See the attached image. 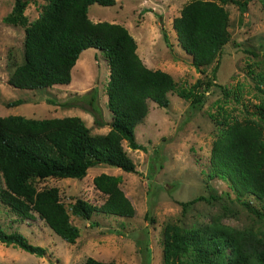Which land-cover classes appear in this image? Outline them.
<instances>
[{
	"label": "rangeland",
	"instance_id": "1",
	"mask_svg": "<svg viewBox=\"0 0 264 264\" xmlns=\"http://www.w3.org/2000/svg\"><path fill=\"white\" fill-rule=\"evenodd\" d=\"M111 6L93 3L87 14L92 22L107 21L126 27L135 39L141 61L150 69L168 72L180 87L197 79L202 84L219 62L213 83L224 85L228 94L212 85L204 91L201 107L168 93L169 104L159 107L148 101V113L135 129V140L145 149L133 150L123 141L136 172L98 163L87 169L82 179L47 178L34 181L37 189L55 186L70 222L79 229L74 243L57 236L45 221L21 218L0 201V231L19 232L34 245L45 248L43 257L0 242V264H84L87 257L120 264H163V232L166 222L184 228L218 222L238 230L264 236V219L254 216L242 202L262 209L264 200L243 192L227 173L208 178L211 146L218 136L223 115L242 119L246 108L255 112L256 72L264 74V8L261 0H250L246 11L225 5L229 14L228 42L207 65L195 67L192 58L178 44L173 19L190 0H115ZM14 0H0V116L28 118L79 116L93 135H103L110 127L106 84L109 68L101 51L81 52L71 70L70 84L36 89L11 86L8 78L23 61L25 26L11 25L3 18ZM43 0H30L24 14L27 23L42 11ZM167 36V42L163 38ZM239 91V92H238ZM237 92L238 100L234 96ZM20 104L8 106L12 101ZM77 103L71 104L73 101ZM69 102V105L66 103ZM256 118L255 114L252 115ZM106 173L120 177L119 187L131 201L135 213L120 217L94 211L88 218L73 210L76 198L99 205L105 195L93 185V177ZM3 181L0 175V189ZM198 195L218 199L199 201L186 211L179 204Z\"/></svg>",
	"mask_w": 264,
	"mask_h": 264
},
{
	"label": "trees",
	"instance_id": "2",
	"mask_svg": "<svg viewBox=\"0 0 264 264\" xmlns=\"http://www.w3.org/2000/svg\"><path fill=\"white\" fill-rule=\"evenodd\" d=\"M39 16L27 23L24 11L30 0H14L3 18L11 25L25 26L23 61L15 66L8 83L16 88L36 89L68 85L71 70L81 52L94 48L103 54L109 78L106 84L107 107L112 121L103 135H93L79 116L28 118L0 116V175L3 186L0 201L21 218L37 213L61 239L74 243L79 229L60 200L55 186L37 189L34 181L47 178L82 179L89 167L98 163L136 172L122 142L133 150L145 149L135 140L134 129L148 113V101L159 107L169 104L168 93L188 101L190 108L201 107L204 91L212 85L228 94L224 85L213 83L219 62L204 82L180 87L161 69L148 68L139 58L137 43L125 26L92 22L88 6H111L115 0H43ZM250 0H190L172 21L178 44L192 58L195 67L211 63L230 37L229 14L225 5L246 11ZM264 8V0H261ZM167 42V36L163 33ZM255 112L246 108L242 119L221 116L218 136L212 143L208 178L227 173L240 189L264 200V74L256 72ZM239 92V91H238ZM238 100L237 92H234ZM77 103L73 101L71 104ZM20 104L18 100L7 105ZM70 103L67 102L66 105ZM255 114L256 118L252 115ZM120 177L101 173L93 177L94 187L105 195L99 205L76 198L73 210L84 218L94 211L131 217L135 209L119 187ZM198 195L179 204L182 210L199 201L218 199ZM244 207L264 219V206ZM0 242L43 257L45 248L29 243L19 232L0 231ZM84 264H120L87 257ZM144 264H147L144 262ZM163 264H264V236L250 230L226 227L218 222L184 228L168 221L163 232Z\"/></svg>",
	"mask_w": 264,
	"mask_h": 264
},
{
	"label": "crops",
	"instance_id": "3",
	"mask_svg": "<svg viewBox=\"0 0 264 264\" xmlns=\"http://www.w3.org/2000/svg\"><path fill=\"white\" fill-rule=\"evenodd\" d=\"M137 47H138V45H137ZM138 50V48L136 49V51Z\"/></svg>",
	"mask_w": 264,
	"mask_h": 264
}]
</instances>
